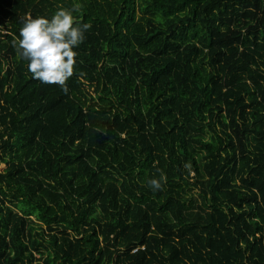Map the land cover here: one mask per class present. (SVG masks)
<instances>
[{
  "label": "trees",
  "instance_id": "1",
  "mask_svg": "<svg viewBox=\"0 0 264 264\" xmlns=\"http://www.w3.org/2000/svg\"><path fill=\"white\" fill-rule=\"evenodd\" d=\"M74 3L64 94L12 41ZM0 162V264H264V0H0Z\"/></svg>",
  "mask_w": 264,
  "mask_h": 264
},
{
  "label": "clouds",
  "instance_id": "2",
  "mask_svg": "<svg viewBox=\"0 0 264 264\" xmlns=\"http://www.w3.org/2000/svg\"><path fill=\"white\" fill-rule=\"evenodd\" d=\"M83 5L74 3L71 8L58 5L51 17L31 14L23 18L19 36L12 41L20 59L27 61V70L33 79L42 84L58 85L68 94V80L75 74L78 47L85 39L90 23H82L73 13H81ZM185 167H188L186 164ZM167 175L159 170V176L147 181L153 190H162Z\"/></svg>",
  "mask_w": 264,
  "mask_h": 264
},
{
  "label": "rangeland",
  "instance_id": "3",
  "mask_svg": "<svg viewBox=\"0 0 264 264\" xmlns=\"http://www.w3.org/2000/svg\"><path fill=\"white\" fill-rule=\"evenodd\" d=\"M4 166H5V163L0 162V171L3 170ZM192 197L194 198V200L198 201V196L195 195L194 193L192 194ZM42 229L43 228L40 226H35V228H33L31 230V239L28 242L29 246L31 247V252L33 254V257L30 258L31 264H41L42 254H40V253H43L46 245H49V235L45 234V230H42ZM33 239H37L38 241L41 242V244L34 245L32 243ZM15 248H16V246L14 245L13 247H11L10 250L13 251ZM22 253H25L24 255H26V256H23ZM22 253H21L22 255H21V261L20 262H24L23 264H27L26 257L29 258L28 251L23 250Z\"/></svg>",
  "mask_w": 264,
  "mask_h": 264
}]
</instances>
